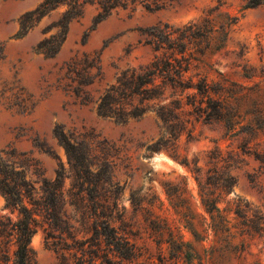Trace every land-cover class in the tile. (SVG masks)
<instances>
[{
	"label": "rangeland",
	"instance_id": "obj_1",
	"mask_svg": "<svg viewBox=\"0 0 264 264\" xmlns=\"http://www.w3.org/2000/svg\"><path fill=\"white\" fill-rule=\"evenodd\" d=\"M40 1L0 2V150L22 154L19 161L33 159L24 166L31 178L33 168L27 165L33 161L51 178L59 164L67 169L55 127L109 141L113 172L97 198L108 206L110 227L134 245V255H116L93 237L91 215L64 206L70 228L38 217L29 242L35 264H264V173L249 154L264 151V3L245 8L249 0H146L97 23L96 9L88 6L70 22L58 53L47 58L32 47L48 18L21 38L12 37L18 16ZM209 11L215 25L226 15L236 22L225 35L214 32L196 43L201 52H194L198 60L187 73L206 76L219 89L210 96L219 100L222 112L211 118L185 113L188 131L174 147L147 152L146 145L159 135L153 113L119 123L97 115L93 101L120 69L143 64L156 53L144 44V29L199 21ZM82 51L96 52L100 64L99 76L87 87L88 103L56 82L62 62ZM11 80L30 101L25 112L6 89ZM93 149L98 155L102 151L98 145ZM213 150L237 154L229 190L215 182L208 157ZM216 170L221 171L218 165ZM3 205L0 195V209Z\"/></svg>",
	"mask_w": 264,
	"mask_h": 264
},
{
	"label": "trees",
	"instance_id": "obj_2",
	"mask_svg": "<svg viewBox=\"0 0 264 264\" xmlns=\"http://www.w3.org/2000/svg\"><path fill=\"white\" fill-rule=\"evenodd\" d=\"M145 1L41 0L34 8L18 16L17 29L12 37L21 38L43 18H48L40 29L42 38L32 49L51 58L64 42L70 22L80 18L88 6L96 9L94 22L97 23L116 10L133 9L138 3L144 5ZM261 3L264 0H249L244 7ZM210 14L211 11L199 21H188L178 26L158 23L144 29V44L156 53L143 64L120 69L113 81L93 101L97 115L119 123L139 119L146 112L153 113L159 122V135L146 145L147 152L174 147L179 135L188 131L189 119L183 117L185 113L194 112L211 118L219 117L222 112L219 100L210 96L211 92L217 94L219 89L212 88L206 76L187 73L192 60H198L194 52H201L196 43L206 42L214 32L225 35L236 22L235 17L226 15L221 23L215 25ZM99 74L98 54L82 51L62 62L56 82L81 103H88L91 97L87 87ZM6 85L17 101L13 104L25 112L30 101L23 96V89L16 80L8 81ZM53 134L64 151L67 169L59 164L51 178L46 177L34 161L27 165L33 168L34 178H31L24 166L33 159L23 157L19 161L17 156L22 154L0 150V195L4 201L0 209V264H35L29 242L36 231L38 217L54 227L61 228L63 225L70 228L72 225L67 222L69 216L64 206H69L71 211L83 213L84 210L91 215L87 217L91 220L89 225L93 237L98 241L103 240L116 255L132 257L134 245L110 227L108 206L97 198V189L112 176V145L91 132H65L55 127ZM93 145L101 148L99 155L95 153ZM249 154L258 162L259 171L264 173V151ZM236 156L232 151L223 154L219 150L211 151L208 156L214 166L212 171L219 180L215 182L225 190H229L233 184L230 172L236 168ZM217 165L220 172L216 170ZM65 178L69 180L68 188H64ZM212 208L217 210L214 205ZM3 209L8 213H3ZM104 256L105 260L110 261L107 255Z\"/></svg>",
	"mask_w": 264,
	"mask_h": 264
}]
</instances>
